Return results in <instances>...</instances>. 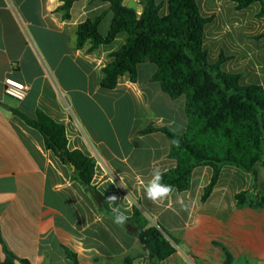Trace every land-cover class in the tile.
<instances>
[{"label": "crops", "instance_id": "crops-1", "mask_svg": "<svg viewBox=\"0 0 264 264\" xmlns=\"http://www.w3.org/2000/svg\"><path fill=\"white\" fill-rule=\"evenodd\" d=\"M65 1L0 0V234L9 251L30 264H73L65 249L77 256L79 264H125L127 258L149 264L141 260L146 254L138 238L101 210L93 195L73 179L71 167L46 150L41 134L15 116L14 109L28 118L41 111L64 125L68 149L96 161L92 185L105 199L117 196L110 208L131 218L136 207L151 225L179 242L177 252L162 264H225L227 254L234 264H264V209L238 208L236 201L237 194L253 186L249 173L224 166L213 193L202 203L213 171L199 167L189 191L175 190L162 204L147 200L144 188L152 169L160 167L165 173L177 162L169 157L171 142L165 134L142 132L165 127L184 135L186 99L173 100L162 91L152 80L157 67L150 62L139 66L136 82L124 75L114 90L103 89L102 69L113 62L111 55L128 36L119 34L93 54L90 41L78 50L79 25L108 12L99 28L106 37L113 14L107 3L78 0L70 18L64 19L58 9ZM169 1L156 0L163 4L161 16L168 15ZM219 1L197 0L201 15L214 17L204 31V48L213 49L209 62L216 63L223 53L228 59L221 66L223 72L241 75L243 87L264 89L261 5L236 11L235 4L225 0L242 27L214 37L210 45L207 31L222 14ZM124 4L141 14L140 0ZM7 78L30 86L24 101L5 95ZM258 171L259 184L264 185V167ZM129 200L134 201L132 206ZM5 259L0 242V264Z\"/></svg>", "mask_w": 264, "mask_h": 264}, {"label": "trees", "instance_id": "trees-1", "mask_svg": "<svg viewBox=\"0 0 264 264\" xmlns=\"http://www.w3.org/2000/svg\"><path fill=\"white\" fill-rule=\"evenodd\" d=\"M77 1L67 0L59 7L64 19L70 18L71 7ZM92 1L109 4L113 20L106 37L101 35L99 28L108 12L80 24L78 50L90 41L89 53L93 54L100 46L112 44L119 34L128 36L126 44L111 55L113 62L102 69V88L114 90L124 75L136 82L139 66L150 62L157 67L152 80L161 85L162 91L173 100L186 99L188 126L184 135H175L165 127H149L142 132L143 135L161 132L171 142L169 157L177 162V166L164 173L163 182L179 193L187 192L194 170L209 167L213 175L201 199L206 203L223 167L233 166L249 173L253 181L250 191L236 195L238 208L264 209V185L259 184L258 176L259 168L264 167V89L256 85L243 87L241 75L223 72L221 66L228 60L223 53L216 63L209 62L208 51L204 48V31L214 17H203L197 0H170L166 16H161L163 4L156 0H140V15L135 8L126 6L125 0ZM230 1L235 4L236 11L259 3L258 16L264 17V0ZM12 112L41 134L46 150L58 157L63 165L75 167L73 179L93 195L103 212L113 217L110 203L92 185L96 161L81 151L68 149L65 126L41 111L35 118H28L18 110ZM259 187L261 192H257ZM122 226L128 234L138 238L146 254L141 260L149 264H162L177 252L179 242L168 237L160 226L151 225L136 207L133 216ZM0 242L6 255L2 264H15L16 260L30 264L9 251L1 234ZM65 252L73 264H79L73 252L68 249ZM136 260L127 258L125 264H134ZM225 264H234L230 254H227Z\"/></svg>", "mask_w": 264, "mask_h": 264}, {"label": "clouds", "instance_id": "clouds-1", "mask_svg": "<svg viewBox=\"0 0 264 264\" xmlns=\"http://www.w3.org/2000/svg\"><path fill=\"white\" fill-rule=\"evenodd\" d=\"M178 144V141H175ZM164 172L160 167H154L151 171V179L145 185L144 191L147 200L151 201L153 204H162L171 197L175 191L174 187L170 184L163 182ZM110 204H115L117 202V196L111 195L108 198ZM134 201L129 200V206H132ZM181 207L187 210L188 205L181 202ZM113 222L117 225H124L128 217L124 212L120 211L119 208H114L113 210ZM150 219L155 222V218L150 217Z\"/></svg>", "mask_w": 264, "mask_h": 264}, {"label": "rangeland", "instance_id": "rangeland-1", "mask_svg": "<svg viewBox=\"0 0 264 264\" xmlns=\"http://www.w3.org/2000/svg\"><path fill=\"white\" fill-rule=\"evenodd\" d=\"M222 14L219 15L218 19L215 17L216 25L210 27L207 31V41L211 43L214 42V37L220 35H226L228 31L239 30L238 27H242V21L239 20V16L234 13V10L226 7L228 5L225 0H220L217 2ZM207 4V2H206ZM220 12V13H221ZM219 13V12H218ZM235 16V18H234ZM224 49V48H223ZM208 52L210 57H213V49L208 47Z\"/></svg>", "mask_w": 264, "mask_h": 264}, {"label": "built area", "instance_id": "built-area-1", "mask_svg": "<svg viewBox=\"0 0 264 264\" xmlns=\"http://www.w3.org/2000/svg\"><path fill=\"white\" fill-rule=\"evenodd\" d=\"M4 86L5 95L18 102L24 101L31 90L29 85L17 82L11 78L5 80Z\"/></svg>", "mask_w": 264, "mask_h": 264}, {"label": "water", "instance_id": "water-1", "mask_svg": "<svg viewBox=\"0 0 264 264\" xmlns=\"http://www.w3.org/2000/svg\"><path fill=\"white\" fill-rule=\"evenodd\" d=\"M71 169L75 171V167L73 165H70ZM15 264H21L18 260L15 261Z\"/></svg>", "mask_w": 264, "mask_h": 264}]
</instances>
